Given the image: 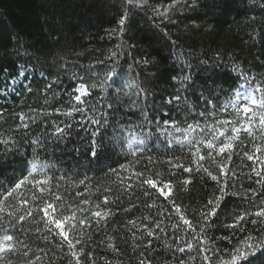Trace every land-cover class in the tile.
Wrapping results in <instances>:
<instances>
[{
  "label": "trees",
  "instance_id": "16d2710c",
  "mask_svg": "<svg viewBox=\"0 0 264 264\" xmlns=\"http://www.w3.org/2000/svg\"><path fill=\"white\" fill-rule=\"evenodd\" d=\"M172 2L138 0L139 6L129 8L126 0H0V109L4 112L0 118V141L16 139L20 147L19 153L12 155L5 153V146L0 145V183L7 187L25 172L29 162L38 158L39 162L53 166L52 174L56 179L65 176L59 189L53 188L54 192L69 201L78 202L80 198L76 197V193L83 192L87 186L91 195L82 198L90 199L95 210L94 205L99 202L97 194L103 195L107 188L116 184L110 167L131 164L137 171L141 170L136 166L135 158L129 156L126 161L122 153L89 165L71 152L62 151V144L57 146L53 143L51 133L55 126L51 124L52 121L63 124L71 120L75 123V118L55 113L56 108L65 112L72 107L70 97L74 76H85L83 82L91 84L101 81L113 68L119 73L116 79L119 85H123V90L118 96L119 110L112 113L114 123L107 131L108 136L120 135V122L136 119L127 115L132 102L137 99L138 91L135 87L128 88L126 85L129 82H134L149 93L148 103H155L157 115L170 113L181 127H186L187 123L199 118L190 116L188 111L179 109L175 103L171 106L163 104L164 97L175 94L177 86L170 77L180 71L182 65L176 57L183 53L184 59L192 62V74L196 80V88L189 89L186 103L194 105L196 112L205 111L206 114H211L214 106L220 119L229 118L221 109L232 99L233 90L239 83L231 71L232 62L241 65L257 78V82L264 80V41L249 40L251 28L247 27L251 16H255L257 21L264 19V13L259 9V4L264 0H196L195 7L187 6L191 0H179L169 8ZM166 8L167 19L156 14ZM125 12L129 18L123 32H120L118 23ZM256 27L260 29L259 23ZM24 45L30 47L25 48ZM112 52L118 55L110 60ZM217 52L221 54V60H215ZM201 60H209L207 71L203 70L205 66L200 63ZM20 72L24 75H18ZM52 78H59L60 84H54L45 96L43 89ZM13 79L16 81L14 86L9 83ZM25 86L30 87L32 92L29 93ZM201 93L203 99L199 98ZM101 95L107 97L109 94L94 91L88 99L99 101ZM205 99L210 100L212 105L206 104ZM103 103L112 101L105 99ZM30 110L42 112L43 115H37L38 126L32 125L27 138L21 142L18 138L23 137L24 133L22 129L16 131L18 116L20 113L32 114ZM45 121L49 125L47 128ZM200 122L205 123L203 120ZM44 135L49 137L47 151H34L28 141ZM84 135V132H79V136ZM152 143L155 142H150V147ZM256 143L264 147V140H257ZM247 148L251 150L252 145L247 144ZM160 159L163 160V156ZM242 165L249 166L243 168L244 172H248L252 162L242 156L234 157L233 170L241 172ZM204 166L213 174L218 171L210 160H206ZM153 170L168 175L166 164L157 163ZM187 175L181 172L173 179L182 181ZM85 178L86 185H81L80 180ZM55 182L54 179L53 185ZM240 183L245 187L252 186L243 176ZM216 188L217 185L211 180L193 179L187 190L177 188L176 201L182 209L192 213L214 196ZM241 190L237 185L229 192ZM31 194L27 193L28 196ZM36 194L40 195L39 192ZM15 203V200L6 201L3 205L6 211L0 215L7 219V211H13ZM259 203L255 199L250 201L228 196L212 230L205 237L206 246L210 249L209 256L215 253L212 264H220L228 259L234 247H242L240 241L247 234L256 237L258 232L264 230V223L253 225L250 221L246 222L245 231L227 226L232 223L236 213H253ZM127 206L125 202L124 207ZM112 211L115 213L116 208L113 207ZM155 212V208L149 212L143 206L128 212L121 209L109 218L107 227L97 230L93 225L92 229H84L91 239H87L83 247L80 264H138L141 259L151 264H180V261L184 264H206L199 245L184 253L177 250L184 245L175 242L172 235L174 230L170 226L167 228L168 235L158 233L152 239V246L146 247V233L136 229L144 216L154 215ZM188 218L193 219V216L189 215ZM130 220L137 222L135 228L129 224ZM166 223L170 225L171 222ZM133 231L139 239L133 237ZM43 235H33L30 242L32 252L28 259L34 260L35 264H76L66 246L60 248L44 241ZM110 236L114 239L109 240ZM191 239L188 237L187 241L191 242ZM109 245H115V248ZM116 248L120 251L117 252ZM75 250L79 252L80 246ZM88 252L93 253L91 258L86 255ZM37 256L39 260H36ZM252 260L253 264H264V254L257 252ZM12 264H26V258L21 253L12 258Z\"/></svg>",
  "mask_w": 264,
  "mask_h": 264
},
{
  "label": "snow or ice",
  "instance_id": "6c2138e0",
  "mask_svg": "<svg viewBox=\"0 0 264 264\" xmlns=\"http://www.w3.org/2000/svg\"><path fill=\"white\" fill-rule=\"evenodd\" d=\"M179 0H173L168 7H173ZM129 8L139 6L138 0H126ZM189 7L196 6V0H191ZM261 13H264V3L259 4ZM167 19L168 8L156 13ZM128 13L125 12L118 23V30L123 32ZM259 23L260 29L257 30L256 24ZM251 28L248 33L249 40L260 39L264 41V19L257 21L255 16L249 17ZM17 36V44H19ZM25 48L30 47L24 45ZM117 52H112L109 59L117 57ZM182 67L180 71L170 77L172 83L176 85L173 95L164 97L163 104L171 106L174 103L179 109L189 112L190 116L198 117L193 123H187L186 127H181L175 117L170 113L157 115L156 105H149V93L134 82H129L128 88H137V99L130 106L128 116L136 119L127 123L120 122L118 127L119 136H108L107 131L112 127L114 119L112 113L119 110V93L123 90V85L117 83L116 77L119 73L115 68L107 72L106 76L91 84L83 82L85 76L72 77V107L62 112L59 108L55 109L56 115L75 118V123L71 120L63 124L54 125V132L51 133L53 143L63 147L62 151L71 152L79 159L86 160L89 165L101 160L102 158H112L123 154L127 161L129 156L135 158L136 166L141 170L137 171L131 164H119L118 168L110 167L109 171L116 177V184L105 190L103 195L97 194V202L93 210L90 199L91 193L87 186L83 192H77V201H69L53 188L59 189L60 182L65 179L64 175L58 179L52 174L53 166L39 162L34 158L29 162L25 172L7 187L0 183V213L6 209L3 207L8 200H15L13 211H7V219L0 215V264H12V258L22 253L26 258V264H35V261L28 259L32 248L30 242L33 235L39 236L44 233L43 239L49 243H54L58 247L64 246L69 249V255L73 257L76 264H80L83 247L87 243V236L84 229H92L95 225L97 230L107 227L110 217L119 213L121 209L139 210L141 206L151 212L156 209L154 215L144 216L137 231L146 233L148 241L146 247L152 246V239L158 233L168 235L167 228L170 226L175 242L183 247H178L180 253L191 250L195 245H199V251L203 253L206 264H212L213 256H209L210 249L206 246L205 237L212 230V226L218 219L224 202L229 195L238 196L242 199H253L260 201L259 207L253 213L247 211L236 213L232 218V223L227 225L232 229L245 231V224L250 221L253 225L264 223V147L256 143L257 140H264V80L257 82V78L246 72L241 65L232 62L231 71L235 73L236 88L233 90L232 99L222 106L221 112L227 114L229 118L220 119L219 114L213 106V112L206 114L205 111L196 112L195 106L186 103L189 89L196 88V80L192 74L191 60H185L183 53L176 57ZM221 54L215 53V60H221ZM103 63V62H101ZM204 71L208 70L209 60H201ZM18 75H24L23 72ZM10 85H15V79L11 80ZM59 86V78H52L46 84L43 94L52 90L53 85ZM31 93L32 89L25 86ZM108 93L105 97L101 95L99 101H89L93 92ZM181 93L184 95L182 96ZM142 98V104L140 100ZM203 99V93L200 97ZM105 99L112 103H103ZM205 103L212 105V102L205 99ZM32 114L20 113L19 123L16 131L23 130L24 136L18 139L21 142L27 138L32 125H37L36 110H30ZM4 112L0 109V118ZM162 117H167L161 119ZM201 120L205 123L201 124ZM213 121L209 123L208 121ZM49 125L45 121V127ZM84 132V136H79L77 131ZM139 131H136V129ZM127 133V134H125ZM74 137H79L74 139ZM47 135L38 136L28 141L34 151H47ZM152 147H150V142ZM247 141V143H246ZM247 144H251L249 150ZM4 145L5 153L15 155L19 153L20 147L16 139L0 141ZM118 149V150H117ZM155 154V155H154ZM163 156V160L160 157ZM242 156L247 161L252 162L248 172L241 166V172L233 170L234 157ZM212 161L217 168V173L213 174L209 168L205 167V161ZM157 163L166 164L168 175L164 176L161 172L154 171ZM188 174L182 181H174L179 173ZM241 176L252 186L245 187L240 183ZM40 177V179H36ZM54 179L56 180L53 185ZM193 179L211 180L217 185L213 197L208 198L207 202L198 210L188 213L182 209L181 204L176 201V190L179 187L187 190ZM81 185H86V178L80 180ZM239 185L241 191L229 192V189ZM31 192L30 196L27 193ZM39 192V196L36 194ZM139 201L133 203V201ZM161 203H157V201ZM151 201V202H149ZM125 202L127 207H124ZM116 208V212L112 208ZM192 215L193 219L188 216ZM255 217V218H253ZM166 221L171 222L170 225ZM136 221L130 220L129 224L136 227ZM43 227H40V225ZM151 225V227L149 226ZM134 238L135 231L132 232ZM191 237V242L187 238ZM109 240L114 239L108 237ZM230 239V237H226ZM242 247H234L229 258L222 260L220 264H253L257 252L264 254V230L258 232L256 237L247 234L240 241ZM80 246L79 252L75 249ZM114 247L115 245H109ZM139 247V245H137ZM117 252L120 250L115 249ZM43 251V249H41ZM92 257L93 253H86ZM143 256V253H140ZM40 257H36L39 260ZM138 264H151L141 259ZM180 264H184L180 261Z\"/></svg>",
  "mask_w": 264,
  "mask_h": 264
}]
</instances>
